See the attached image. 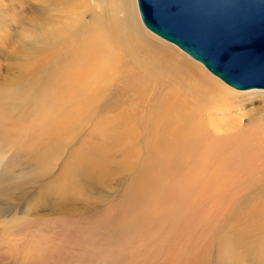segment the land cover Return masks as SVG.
Masks as SVG:
<instances>
[{
    "label": "rangeland",
    "instance_id": "obj_1",
    "mask_svg": "<svg viewBox=\"0 0 264 264\" xmlns=\"http://www.w3.org/2000/svg\"><path fill=\"white\" fill-rule=\"evenodd\" d=\"M93 13L0 0V264H264V164L203 149L264 125V96L143 26L242 93L211 106L130 66L97 100L112 58L89 54Z\"/></svg>",
    "mask_w": 264,
    "mask_h": 264
},
{
    "label": "bare ground",
    "instance_id": "obj_2",
    "mask_svg": "<svg viewBox=\"0 0 264 264\" xmlns=\"http://www.w3.org/2000/svg\"><path fill=\"white\" fill-rule=\"evenodd\" d=\"M87 2H89L90 8L93 9V21L97 28L93 35H91L94 37V45L89 46V49L86 48L89 54L106 53L112 58L109 61L108 70L103 71L101 74L100 85L95 87L97 100L102 99V95L114 83L113 79L119 80L117 79L119 74L116 73L120 69L124 70V68H129L130 66L144 68L147 72L158 77L168 76L170 78L175 77L178 80L182 79L183 92L211 106H217L228 96L242 93L239 91L251 92L252 90V95L264 96V91H262L264 88L237 89L216 76L228 86L239 91L226 87L221 81L208 75L209 73L207 74L201 65L188 59L186 55L180 53L174 46L164 41L162 42L159 38L148 33L147 30L162 38L148 29L143 23L138 0H87ZM163 40L171 43L166 39ZM157 42H161L162 46ZM173 45L177 46L176 44ZM178 48L183 51L180 47ZM186 54L188 55V53ZM85 57L89 58L90 65L94 63L90 56ZM193 60L196 61V59ZM200 64L208 70L203 63ZM111 71H115V73ZM130 86L134 85L131 83ZM210 93L214 94L208 97L207 94ZM203 95H206L205 99ZM62 110L65 111L64 108ZM158 114L155 115V118ZM189 123L191 125L189 128L191 127V130L194 129L191 119H189ZM158 131L160 130L158 129ZM190 140L193 139L190 138L187 142H190ZM207 146L208 148L203 149L209 151L211 155L220 156L222 167L229 169V171L241 162L251 164L250 166L258 165L260 162L264 164V125L260 123L252 131L251 129L244 130L243 132L240 131L229 139L223 140V143L216 142L213 145ZM196 149L199 148H196L194 145L191 148L193 152ZM193 152L189 154L199 159L201 154L193 155ZM166 155L167 157L174 158L179 155V152L173 150L169 151Z\"/></svg>",
    "mask_w": 264,
    "mask_h": 264
},
{
    "label": "water",
    "instance_id": "obj_3",
    "mask_svg": "<svg viewBox=\"0 0 264 264\" xmlns=\"http://www.w3.org/2000/svg\"><path fill=\"white\" fill-rule=\"evenodd\" d=\"M145 26L237 89L264 88V0H138Z\"/></svg>",
    "mask_w": 264,
    "mask_h": 264
}]
</instances>
